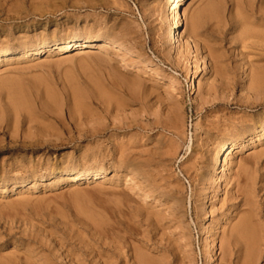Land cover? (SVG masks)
<instances>
[{
	"label": "rangeland",
	"instance_id": "1",
	"mask_svg": "<svg viewBox=\"0 0 264 264\" xmlns=\"http://www.w3.org/2000/svg\"><path fill=\"white\" fill-rule=\"evenodd\" d=\"M19 2L13 21L0 8V50L75 35L113 45L0 59V263L243 264L232 229L247 215L264 264V141L240 142L226 182L209 184L208 214L200 190L219 141L264 124V43L252 35L264 0H185L177 60L165 45L169 0ZM196 57L207 72L193 66V99ZM73 169L105 178L58 174Z\"/></svg>",
	"mask_w": 264,
	"mask_h": 264
},
{
	"label": "bare ground",
	"instance_id": "2",
	"mask_svg": "<svg viewBox=\"0 0 264 264\" xmlns=\"http://www.w3.org/2000/svg\"><path fill=\"white\" fill-rule=\"evenodd\" d=\"M52 1V0H51ZM74 2V1H72ZM79 2V0H78ZM90 2V1H89ZM185 0H169V6L167 10L166 15V23L168 25V30H166L165 34V45L167 47V50L170 53H173L170 57L174 60L178 59V55L180 53V49L177 48V37H178V26H177V13L178 10L181 9L183 6ZM17 4L6 8L8 3L6 0H0V8L5 9V17L2 18V21L8 22L16 20L17 18L14 16H10L9 12H14L15 14H21V10L25 8H21L18 3L19 0H16ZM50 3V2H49ZM32 6H34L32 4ZM32 8V7H30ZM32 10H28L27 14L30 15ZM39 11V10H38ZM36 11V12H38ZM255 32V31H254ZM255 39H257L258 42L264 43V30L262 31H256L254 34H252ZM100 42L106 46L113 45L112 41H110L109 38L104 37H82L80 35H75L73 37L65 38L64 40H46L42 41L39 44L29 47V49L23 45H20L18 47H6L4 49L0 50V59L1 58H7L11 54L19 53L24 54L27 57L37 56L40 54H43L45 52L50 51L52 48H55L57 46H61L62 52H72L73 49H77V47H88L92 46L94 43ZM184 44L187 45L189 50H192L193 43L190 37H186L184 39ZM192 58V57H191ZM187 67H186V90L188 92V95L190 98H195V92L197 89V81L193 72V66H197L201 71L206 74L207 67L202 61V58H195L192 62L189 61L187 58ZM264 64V63H263ZM8 62L4 61V66H7ZM258 81L264 80V71L260 72L259 76L257 77ZM250 136V137H249ZM251 139V142L245 143V150H248L251 148V143L254 140L264 141V124L260 126L259 128L252 127L248 129V133H243L239 137L236 138L234 142H232L231 135H225L221 141H219L214 155H213V163L208 166V169L205 174L201 175V186L200 190L204 194V200L201 203V209L206 211V214H208V202L210 199L209 195V184L212 183L217 188L221 186L222 183L226 182L229 174L228 165L231 162V159H233V152H235L240 145V142L242 140ZM64 174V176H67L72 180V183H95L97 180L104 179L105 176H103L104 171L102 169H94L90 171H82L78 169H73L67 172H58V174ZM61 176V175H60ZM46 176L41 175L38 176V179H43ZM37 179L35 180V182ZM27 182L24 181L20 185V187H24ZM247 198V196H246ZM246 201H250L249 199ZM207 208V209H206ZM231 213V209H228V212L226 213L225 218H227ZM247 214V213H244ZM222 217V221H223ZM221 224V221H218L216 223V228H218ZM202 229L205 228V224H201ZM234 236L244 244L245 249L248 250V254L244 259L243 264H255L258 261V257L255 253V248L259 244L260 238L258 236L257 230L254 225L251 224V219L249 216L244 215L237 224L232 229ZM261 233V232H260ZM214 243V242H213ZM206 246V256L209 258L211 254L213 253V248L211 245H205ZM149 259V258H148ZM207 259V258H206ZM150 261V260H149ZM1 264V263H0Z\"/></svg>",
	"mask_w": 264,
	"mask_h": 264
}]
</instances>
